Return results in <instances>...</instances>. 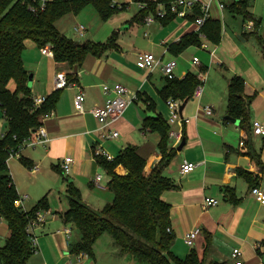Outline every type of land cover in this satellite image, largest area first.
Listing matches in <instances>:
<instances>
[{
    "label": "crops",
    "instance_id": "1",
    "mask_svg": "<svg viewBox=\"0 0 264 264\" xmlns=\"http://www.w3.org/2000/svg\"><path fill=\"white\" fill-rule=\"evenodd\" d=\"M244 1L250 18L240 11L239 6ZM112 2L119 6L117 10H126L123 14L124 21L114 23L117 18H110L97 24L95 14L92 13V18L87 21L93 22L91 31L89 32V25H85L87 37L77 42L106 43L114 32L116 38L101 56L88 54L82 65L78 66L76 74L67 62H57L54 57L42 54L33 41L26 42L22 59L28 74L32 75L33 95L50 96L56 93L57 101L52 109V117L44 123L48 140L34 146L26 143L20 150V158L27 162H22V174L32 184L54 183L66 188V191L69 182H73L80 189L83 201L96 210L111 203L114 198L110 189L111 178L95 161L97 148L101 147L117 157L122 149L135 146L146 160L144 174L148 175L162 156L157 148L160 135L153 130L144 129L143 120L148 116H162L168 122L169 118L166 101L160 93L167 77L160 68H155L152 72L138 68L137 54L152 52L164 62L176 59V78L183 79L188 73L198 74L202 70L206 72V80L200 98L196 102L188 100L182 110L181 116L189 117L190 120L184 123L180 142L175 144L172 138L168 140L169 149H177L185 139L182 149H177L176 155L163 170V174L173 184L161 194L162 199L170 204V227L174 236L170 249L172 253L185 252L188 247L183 239L185 233L199 227L201 234L195 245L189 248L196 250L206 262L233 264V249L239 248L242 264H264V204H260L251 192L253 187L264 191V136L255 135L252 128L254 121L264 124V0H225L226 7L223 10H220L218 1L213 0L210 17L221 22L219 41L213 42L206 36L208 48L201 47L203 40L200 39L199 45H189L181 50L177 48L179 41L187 35L197 33L198 27L192 14L180 17L174 13L175 16L169 19L156 17L147 24L145 17L155 11H142L144 8L141 3L134 0ZM76 17L77 15H67L59 19L56 22L59 31L63 34L60 20L74 22ZM251 18L258 21L259 26L254 30H245L244 24ZM243 42H258L260 50L249 51L242 45ZM210 50H214V56H211ZM193 57H198L199 67L192 65ZM219 59L227 60L230 66L226 67ZM61 73L66 74L67 78L70 76L85 92V114L78 113L74 108L73 98L77 87L54 90L52 80ZM234 76H239L244 81L247 105V113L243 120L237 119L238 123L225 117L228 115V84ZM115 83H121L136 92L137 99L110 128H101L89 110L105 103L107 96L102 91V84ZM206 106L211 107L212 115L203 111ZM165 111L168 113L167 118L164 117ZM7 127L4 111L0 106V137ZM110 129L118 131L116 138L108 137ZM173 129L177 130L178 126L173 125ZM67 156L74 159L69 174H65L61 167L62 159ZM253 157L261 160L263 169H260ZM13 159L16 158L8 160V166L14 181L15 173L10 167ZM185 161L198 165L190 173L183 175L180 170ZM35 165L39 169L32 171ZM115 171L119 174L126 173L122 165H118ZM247 172L251 173L252 180L245 177ZM97 174L101 176V187L93 182ZM62 179L65 184L60 183ZM86 183L98 192H103L105 197L97 200V191L89 193ZM14 184L16 186L15 181ZM17 192L19 195L27 194L29 198L26 201L34 200L39 203L45 199L51 215L36 231L38 252L30 257L28 264L98 263L97 259L100 257L97 256L96 249L93 258L86 253L70 252L71 244L79 242L81 234L74 230L71 221L66 222L62 217L69 208L66 192L59 196V207H53L46 196L39 199V196L33 197L34 193L29 195L19 189ZM207 197L216 198L218 203L204 207ZM30 209L32 207L26 208L27 211ZM57 218L62 226L48 229V223ZM2 220L4 218L0 219ZM67 228L71 229L70 234H66ZM102 245L110 247L112 254L119 253L111 237L106 238ZM122 259L128 260L125 255H122Z\"/></svg>",
    "mask_w": 264,
    "mask_h": 264
},
{
    "label": "trees",
    "instance_id": "2",
    "mask_svg": "<svg viewBox=\"0 0 264 264\" xmlns=\"http://www.w3.org/2000/svg\"><path fill=\"white\" fill-rule=\"evenodd\" d=\"M134 1L148 3L142 11H155L158 3H165L168 13L164 19L175 16L169 9V4L174 0ZM31 5L30 0H0V106L8 124L6 132L0 137V215L10 229L4 245L0 246L1 264H28L34 252L25 227L37 210L48 209L45 199L27 212L19 208V194L8 166L10 154L23 147L25 140L40 125V115L51 111L57 101L54 93L47 96L40 109L32 111L33 93L28 85L29 74L22 59L26 42L31 40L40 49L49 46L55 61L67 62L74 68L81 66L88 54L101 56L116 38L114 32L106 43H79L67 38L56 26L62 17L77 15L88 6L96 10L102 21H106L119 7L112 0H49L44 9L36 11H32ZM239 7L244 16L250 18L245 1ZM200 14V7L197 6L192 13L193 20ZM258 26L259 22L255 21V29ZM201 30L209 40L218 42L221 22L209 17ZM200 41L198 33L187 35L179 41L177 48L181 50L189 45H199ZM262 55L264 57V46ZM70 78L68 80L73 82ZM12 83L13 89L10 87ZM198 85L197 75L188 73L183 79L167 78L160 93L165 101L169 98L185 101L192 97ZM246 113L244 81L234 76L228 84V115L243 120ZM142 127L160 135L157 148L162 157L148 175L144 174L146 160L135 146L122 149L113 161L94 155L96 163L111 178L110 189L114 195L111 203L101 210L93 209L83 201L80 189L69 182L66 191L69 208L62 217L66 222L71 221L81 234L80 241L71 244L70 252L86 253L93 258L96 242L107 233L119 254L130 257L134 264H227L206 262L194 249L184 258L172 253L170 248L174 236L167 231L170 227V204L162 199L161 194L173 186L163 170L176 155L177 149L168 147L171 126L162 116L146 117ZM253 159L263 169L261 160L256 157ZM22 162L27 164L24 159ZM118 165L126 169L125 174L115 171ZM245 177L252 180L251 173H245Z\"/></svg>",
    "mask_w": 264,
    "mask_h": 264
},
{
    "label": "built area",
    "instance_id": "3",
    "mask_svg": "<svg viewBox=\"0 0 264 264\" xmlns=\"http://www.w3.org/2000/svg\"><path fill=\"white\" fill-rule=\"evenodd\" d=\"M32 2L31 8L32 11H36L39 9H44L46 6L45 0H30ZM150 1H157V0H150ZM213 0H174L169 4V9L171 12L175 13L177 16L180 17H187L189 14L194 12V9L199 6L201 14L195 18V23L197 24V33L201 41V47L208 48L207 38L204 32H202V26L205 21L210 17V8L211 3ZM218 6L220 10H223L226 7L225 0H217ZM254 1V0H250ZM148 3H141L142 8H147ZM168 13V8L165 3H158L155 13H149L145 17V22L150 24L155 20L156 17L164 18ZM75 32L79 37H83L86 33V26L83 24H77L75 26ZM245 30H254L255 29V21L252 19L246 20L244 24ZM41 53L50 57H54V54L49 46H44L40 49ZM211 56H214V50H210ZM192 65L195 67L200 66V61L198 57L192 58ZM136 65L140 69H145L150 72L155 70V68H160L162 73L167 78H175L174 69L177 65L176 59H170L166 62L162 61L160 57L155 56L152 52H139L136 58ZM197 75L199 80V85L194 90L192 97L189 100L199 99L203 92V83L206 80V72L200 70ZM53 88L55 91L62 89V88H69V87H77V92L73 98L74 108L78 113L85 114L87 112L85 108V101H86V94L85 92L74 82L68 80L66 74H57L54 76L52 80ZM102 91L107 96L105 103L102 106L94 107L89 110V112L97 119L100 123L101 128H110L113 123L118 121L125 113L126 109L137 99V94L133 90H130L127 86L121 83H115L113 85L109 84H102ZM47 96L46 95H33V108L32 111L40 109L42 105L46 102ZM182 99H173L169 98L166 100V105L169 110V118L168 123L171 126V130L169 132V138L174 140L175 144H178L182 138V132L184 123L188 122L190 118H186L181 116L180 107L183 104ZM203 111L208 114L212 115V109L209 106L203 108ZM53 115V111H49L40 115V125L35 130L34 134L25 140L24 144L36 145L37 143H45L47 138V132L44 126L46 120L50 119ZM173 125H177L178 129L174 130ZM253 133L255 135H263L264 136V124L260 121H254L252 124ZM118 136V131L114 129H110L108 133V137L116 138ZM23 144V145H24ZM241 145H244V142H241ZM22 148V147H21ZM21 150V149H20ZM20 150L13 151L10 154V158H20ZM95 155H101L105 157L109 161H113L115 159L114 156L109 154L103 148L98 147L95 151ZM9 158V159H10ZM74 159L70 156H67L62 159L61 167L65 174H69L71 171L72 164ZM198 163L188 162L185 161L181 166V174L185 175L190 173ZM39 169L38 165H35L32 168V171H37ZM101 176L97 174L93 178V182L96 186L101 187L100 184ZM252 194L256 197L260 204H264V191L261 190L259 187L252 188ZM29 198L27 194H21L18 198V206L19 208L27 212L26 208L24 207V202ZM218 203V200L213 197H207L204 200V207L213 206ZM50 212L46 209H39L35 212L34 216L31 217L25 227V232L27 237L30 240L31 246L33 248V252H38V235L36 231L43 226L47 222V217ZM3 218L0 215V219ZM169 233H172L171 227L167 228ZM66 234H70L71 229H65ZM201 234V229L199 227H195L185 233L183 239L187 246L193 247L195 245L196 239ZM241 251L239 248L233 249L232 258L233 264H242L240 259Z\"/></svg>",
    "mask_w": 264,
    "mask_h": 264
},
{
    "label": "rangeland",
    "instance_id": "4",
    "mask_svg": "<svg viewBox=\"0 0 264 264\" xmlns=\"http://www.w3.org/2000/svg\"><path fill=\"white\" fill-rule=\"evenodd\" d=\"M47 1V0H45ZM120 1V0H118ZM126 12V10H117L116 12H114L106 21H108L110 18L115 19L117 18V20H115L114 23H121L124 20V16L123 14ZM92 13L95 14V19H97V24H100L102 22L101 18L99 17V15L97 14L96 10L93 7H87L86 9L82 10L80 13L77 14L76 20L74 22L71 21H62L60 20V29H62L63 34L69 38L72 39L74 41H80L83 40L87 37V35H85L84 37H79L77 35V33L75 32V25L76 24H83L88 26L89 25V32L91 31V28L93 26V22L88 23L87 21L89 19L92 18ZM131 17V16H130ZM238 21H240L237 18ZM96 23V21H95ZM96 25V24H95ZM242 42V41H240ZM242 45H244L247 50L255 52L257 50H260V45L258 42L256 43H242ZM219 62L223 63L226 67L230 66V63L225 60L219 59ZM13 83L10 85V87L12 88ZM206 97V95H205ZM197 99H191L190 102H196ZM164 117L167 118L168 117V113L167 111L164 112ZM119 129V128H118ZM116 130V129H115ZM120 133L122 134L121 130L119 129ZM109 153V152H108ZM22 159L21 158H16L13 159L10 163V167L11 169L14 171L15 173V183H16V187L19 190H23L24 192L28 193L29 195H33L32 193H34L33 197H37L39 196V199H42L43 196H46L47 199L50 201V203L53 205V207H59L60 205V195H64L66 192V188H61L60 185L58 184H48V185H41V184H32V182L30 180H28L23 174H22V170H21V166H22ZM102 174L104 175V173L102 172ZM14 178V177H13ZM61 184H65L66 182L62 179L60 181ZM86 186L88 187V189H90L89 193H93V190H95V192L97 191L95 197L97 200L99 199H103L105 197V194L103 192H98L97 189L91 188L89 186V183H86ZM86 189V188H85ZM105 192V191H104ZM82 193H84V190L82 191ZM101 194V195H99ZM38 202H34L31 200L25 201L24 202V207L25 208H33V206L35 204H37ZM48 219L51 218V215H48L47 217ZM59 218V217H58ZM55 219L53 221H51V223H48V229H57L58 227L62 226V222L60 221V219ZM53 219V218H52ZM71 226L74 228V230L76 232H80L78 230V228L72 223ZM10 234V229L9 226L7 224V222L5 220L0 221V246H3L5 243V240L7 238V236H9ZM110 235L105 233L100 237L99 242L97 243V247L95 246L94 249H96V253L97 256L100 257L99 259H97V264H134V261L126 256L128 258V260L126 259H122V255L118 254H112L111 248L110 247H104L102 244L104 243L106 238H109ZM187 247V246H186ZM117 248V247H116ZM191 248V247H190ZM189 246L187 247V249H185V252L182 253H178L177 251H174L173 254L178 256V257H185L186 253L190 250ZM118 250V249H117ZM184 251V250H183ZM118 252V251H117ZM1 264V263H0Z\"/></svg>",
    "mask_w": 264,
    "mask_h": 264
},
{
    "label": "water",
    "instance_id": "5",
    "mask_svg": "<svg viewBox=\"0 0 264 264\" xmlns=\"http://www.w3.org/2000/svg\"><path fill=\"white\" fill-rule=\"evenodd\" d=\"M77 69H78V66H74V73L75 74L77 73ZM28 85L29 86L32 85V75L31 74L29 75ZM187 102H188V100H185L183 102V104L181 105V107H180V113H182V110L184 109V107H185V105H186ZM225 117H226V119L230 120L231 122L238 123V120L235 119V118H233V117H231V116H228L227 115ZM184 144H185V139L182 140V142L180 143V145L178 146L177 149L178 150L182 149V147L184 146Z\"/></svg>",
    "mask_w": 264,
    "mask_h": 264
}]
</instances>
